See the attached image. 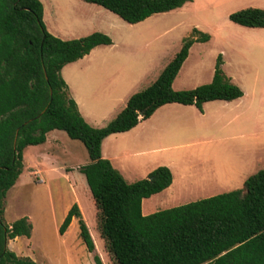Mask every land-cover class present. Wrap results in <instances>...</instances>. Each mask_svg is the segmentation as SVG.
<instances>
[{"label": "rangeland", "instance_id": "rangeland-1", "mask_svg": "<svg viewBox=\"0 0 264 264\" xmlns=\"http://www.w3.org/2000/svg\"><path fill=\"white\" fill-rule=\"evenodd\" d=\"M40 1L43 21L53 35L72 39L101 31L112 39V44L65 65L61 72L70 94L87 103L92 126L106 125L127 93L155 81L194 27L210 39L191 46L173 88L187 90L209 83L222 54L225 74L249 93L246 99L209 102L203 111L180 104L157 111L150 122L167 127L169 139L162 146L169 148L122 157L118 163L129 182L146 178L158 166H172L173 183L143 200L144 213L242 188L250 175L264 168V27H244L229 19L231 13L247 7L264 9V0H192L135 24L97 4ZM83 18L89 22L83 23ZM50 137L42 147L48 159L40 156L39 149L24 150L23 171L4 199L6 224L27 216L33 226L29 238L9 239L8 248L42 264H95V255L103 264H115L100 233L99 211L79 171L89 162L86 148L64 131ZM74 203L92 236L93 251L82 242L76 218L68 232L59 233Z\"/></svg>", "mask_w": 264, "mask_h": 264}, {"label": "trees", "instance_id": "trees-1", "mask_svg": "<svg viewBox=\"0 0 264 264\" xmlns=\"http://www.w3.org/2000/svg\"><path fill=\"white\" fill-rule=\"evenodd\" d=\"M83 1L135 24L192 0ZM43 13L40 0H0V264H42L8 248L9 239L29 238L33 226L27 216L6 224L4 199L23 171L25 148L43 144L52 130L64 131L87 150L89 162L79 171L99 211L100 233L115 264H264V168L250 175L242 188L145 215L143 199L171 185L170 168L158 166L146 178L128 182L101 151L107 136L131 130L165 104L194 105L203 111L208 101L243 96L242 88L223 71L222 54L209 83L173 88L191 46L209 41L210 35L194 27L156 80L132 94L105 126L94 127L70 97L61 70L96 46L112 44V39L101 31L61 39L47 30ZM229 19L263 28L264 9L247 7ZM74 218L82 242L93 251L92 236L76 203L59 233L64 234ZM94 262L103 264L98 255Z\"/></svg>", "mask_w": 264, "mask_h": 264}, {"label": "crops", "instance_id": "crops-1", "mask_svg": "<svg viewBox=\"0 0 264 264\" xmlns=\"http://www.w3.org/2000/svg\"><path fill=\"white\" fill-rule=\"evenodd\" d=\"M80 1H83V0H80ZM83 2H85V1H83ZM86 3H88V2H86ZM91 4H93V3H91ZM43 9H44V6H43ZM43 15H44V13H43ZM86 22H89V21L83 18V23H86ZM105 46L107 47V45H98V46H96L95 48H93L90 51V54H92L96 50L100 49L101 47H105ZM85 57H87V55H85L81 59H78L75 62L77 63L79 60L81 61L82 59H85ZM63 68H62V70H63ZM62 70H61V72H62ZM70 92L71 91H70V87H69V94H70ZM243 92H244L243 96L240 97V98H237L235 100H241V99L248 98L249 93L247 92V90L243 89ZM129 94L127 93L123 97V99L121 101V104L117 107V112L118 113L126 106L129 97L132 95V94L131 95H129ZM70 97H72L76 101V103L78 105V109H79L81 115L90 124L91 122H90V119L88 117L89 110L86 108L87 103L85 102V100L80 95H77L75 93H71L70 94ZM214 101H224V100H214ZM209 102H212V101H208V102H206V103L203 104V110L206 108V106H207V104ZM169 104H179V103H168V104H165L163 106L166 107ZM180 105H183V104H180ZM163 106H161V107H163ZM184 106H188V105H184ZM161 107H159L148 119H145V120L139 122L138 125H136L131 130L126 131V132L114 133V134H111V135L107 136L105 139H103L102 144H101V151H102L103 157L109 159L111 161L112 165L116 169H118L123 176L126 177V175L124 174L123 169L121 168L120 165H118V163H120V159L122 157L123 158L124 157H128V156H132V157L138 156L139 157V156L145 155L147 153H153L154 151H158V152H159V150L165 151L167 148H169L167 146H162V145H166V141L169 139L168 137H169L170 133L167 130V127L164 126L162 123H160L159 126H157L158 125L157 123L150 122L151 119L157 114V111H159V109ZM117 114H116V116H117ZM115 117H109V118H112L113 119ZM112 119H110V121ZM144 121L146 123H144ZM103 126H105V125H102V126H99V127H103ZM94 127H96V126H94ZM58 131H60V130H52V131L48 132L47 135H46V141L43 144H39V145H29L26 148L31 147V148H34V149H39L38 153L40 154V156L43 159H48L49 156H48L47 153H44L42 147L51 138L50 137V134L51 133H58ZM123 139H127V140L122 141ZM105 145H107V147ZM125 145L127 146V148L123 150L122 148ZM58 147L59 148H62L64 150V153L67 154L68 152H70L71 155H73V153L70 150H68V148H66V147L64 148L62 146H58ZM105 147L107 148L108 151H106V148ZM26 148H25V150H26ZM51 163L53 164V162H51ZM168 166L169 167H172L170 164H168ZM172 175H173V173H172ZM172 183H173V180H172ZM170 186L167 187V188H170ZM166 189H164V190H166ZM161 192H159V193H161ZM156 194H158V193H156ZM142 213L145 214V215H147V213H144V210H142ZM74 222H75V218L72 220V222L69 225V227L66 230V232H68L70 226Z\"/></svg>", "mask_w": 264, "mask_h": 264}]
</instances>
